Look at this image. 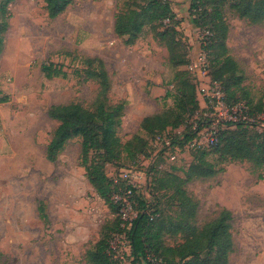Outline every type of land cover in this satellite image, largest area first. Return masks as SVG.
<instances>
[{"label":"rangeland","instance_id":"1","mask_svg":"<svg viewBox=\"0 0 264 264\" xmlns=\"http://www.w3.org/2000/svg\"><path fill=\"white\" fill-rule=\"evenodd\" d=\"M232 1L206 3L211 8L217 5L221 12L228 55L241 71L236 96L264 106V24L240 19ZM144 2L75 0L63 14L49 19L43 0H15L8 5L0 0V92L8 97L0 104V264H89V249L102 233L111 234L117 215L85 177L81 139L69 140L56 162L46 159V147L58 127L48 115L50 108L76 104L95 112L100 103L106 108L123 106L116 128L121 153L104 159V172L117 181L123 171L135 176L136 196L160 211L156 219L162 231L157 232L163 246L182 244L193 229L201 230L228 210L233 240L228 264H264V167L224 161L209 153L204 158L219 173L182 186L197 203L193 214L180 208L173 190L167 188L169 174L184 180L200 154L193 156L194 149L184 147L171 161L142 124L175 107L176 78L184 70L193 78L199 113L205 112L201 93L205 85L195 82L190 69L204 28L194 26L190 0H170L183 38L170 35L162 40L157 23L146 25L135 38L117 36L118 12L137 10L135 4ZM170 43L173 56L188 60L187 66L170 63ZM213 59L210 54L207 63ZM48 64L60 68L64 77L46 78L42 66ZM258 118L262 129L257 130L264 131V114ZM143 141L148 145L144 155L139 153ZM94 157L90 153L89 161ZM136 213L137 206L127 209L124 218ZM169 226L183 231L168 233ZM111 246L116 264H130L125 233L115 236Z\"/></svg>","mask_w":264,"mask_h":264},{"label":"trees","instance_id":"2","mask_svg":"<svg viewBox=\"0 0 264 264\" xmlns=\"http://www.w3.org/2000/svg\"><path fill=\"white\" fill-rule=\"evenodd\" d=\"M8 5L15 0H1ZM75 0H43L45 11L49 19H55L74 3ZM137 10L120 11L116 15L114 32L117 36L132 38L141 34L146 25H157L162 29L158 36L164 40L170 35L183 38L180 31L181 22L177 19L170 4V0H145L142 5L135 4ZM217 6V5H215ZM213 6H208L206 0H190L189 11L196 28H204L201 50L206 59L211 54L214 59L208 64V77L211 82L218 84L224 93L225 103L229 108L242 104L250 119L256 120L264 114L263 104H252L244 98L236 96L240 88V69L237 63L228 55L226 47L227 28L223 22L221 12ZM232 10L240 19L250 24H264V0H233ZM174 43L167 44L170 53V63L174 67L187 66L188 60L177 61L174 57ZM2 41L0 39V51ZM42 72L46 78L64 77L60 68L53 64L43 65ZM186 76V77H185ZM229 80V81H227ZM177 88L172 96L175 107L167 111L162 117L147 119L142 129L151 133L152 138L169 135L172 139V151L187 147L195 138L192 123L199 112L200 103L197 90L190 73L184 70L178 74ZM169 94H166L168 96ZM8 102L7 96L0 92V104ZM123 106L106 108L100 103L95 112H90L76 104L54 106L49 110V117L58 122L51 140L46 147V159L56 162L65 144L74 138L81 139V159L85 170V177L93 187L99 198L117 215V222L111 228V234L102 233L99 241L89 249L86 259L89 264H116L113 259L111 242L115 236H122L128 241L130 249V264H228L229 256L233 252V240L230 233L232 214L222 210L219 215L203 226L201 230L193 229L185 237L182 244L176 247H165L160 242L158 231L161 224L156 217L159 210H152L151 203L136 196V189L131 188V200L137 203V213L131 221H123L122 202L115 197L124 195L126 185L119 180L110 179L104 172L105 158H117L120 155L121 144L116 136ZM157 121V122H155ZM257 123H239L227 126L221 131L218 142L206 149H194L193 156L200 154L195 163L185 171V179L169 174L170 186L179 202L180 208L194 213L197 203L191 199L182 188L185 182L195 179H207L219 173L213 164L205 160L209 153H216L224 161H247L258 167H264V131L257 130ZM180 135L175 131L182 129ZM150 129H154L150 131ZM150 131V132H149ZM253 136V137H251ZM251 137V143L248 138ZM256 140V142H255ZM259 141V142H258ZM132 143L125 149L129 151ZM140 154H146L148 145L144 141L140 145ZM90 153L95 155L89 161ZM135 208V207H134ZM45 218L44 208H40ZM166 232L178 234L183 230H173L167 227ZM149 252V253H148Z\"/></svg>","mask_w":264,"mask_h":264},{"label":"built area","instance_id":"3","mask_svg":"<svg viewBox=\"0 0 264 264\" xmlns=\"http://www.w3.org/2000/svg\"><path fill=\"white\" fill-rule=\"evenodd\" d=\"M205 34L208 35V33ZM205 34H203V36ZM202 38L200 40L199 54L196 60L192 63L190 69L195 77V82L203 86L205 85L201 89V93H203V104L205 105L206 110L204 113L198 112L192 122V130L195 131L196 136L187 146L188 148L192 149H206L215 145L218 142L221 131L227 126H233L239 123H244L247 125L255 121L258 126L257 128L262 129V127L258 125L260 124L258 117L261 115L258 116L256 120L250 119L246 108L242 104H239L233 108H229L225 103L222 88L218 84L210 81L208 77L209 65L207 63L205 54L201 50ZM175 132L174 134L176 135L181 134V132ZM171 140L172 139L167 134L155 137L156 143L161 144L163 150L169 154L170 160L174 161L176 150L172 151ZM120 177V182L125 183L126 189L122 197L117 195L115 199L122 202L121 214L123 221H131L135 216L128 220H126L124 216L125 210H130L137 206V203L131 200L132 191L130 189V187L135 188V176L132 175L131 172L123 171L121 172Z\"/></svg>","mask_w":264,"mask_h":264}]
</instances>
